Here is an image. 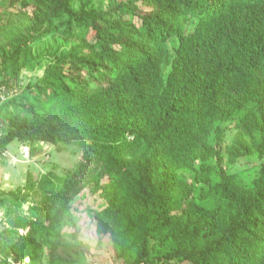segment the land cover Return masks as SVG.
Returning a JSON list of instances; mask_svg holds the SVG:
<instances>
[{
  "label": "trees",
  "instance_id": "trees-1",
  "mask_svg": "<svg viewBox=\"0 0 264 264\" xmlns=\"http://www.w3.org/2000/svg\"><path fill=\"white\" fill-rule=\"evenodd\" d=\"M7 3L23 34L0 51V151L74 145L76 160L9 191L27 214L7 215L0 264H95L82 235L58 252L87 186L115 190L95 222L100 238L117 221L133 236L121 261L141 240L133 264H264V164L243 183L224 160L226 129H254L264 149V0ZM56 34L21 89L9 69Z\"/></svg>",
  "mask_w": 264,
  "mask_h": 264
},
{
  "label": "rangeland",
  "instance_id": "rangeland-1",
  "mask_svg": "<svg viewBox=\"0 0 264 264\" xmlns=\"http://www.w3.org/2000/svg\"><path fill=\"white\" fill-rule=\"evenodd\" d=\"M8 0H0V51L13 45L14 36H17L16 32L23 34L21 27L23 24V18L21 16L16 17L17 13L10 10L8 7ZM99 8L105 6V0H98ZM24 17V16H23ZM32 25V24H30ZM33 27V25H32ZM32 30H28V34ZM13 36L11 37L10 36ZM55 43L45 42V39L32 45L31 56L24 54L20 57L17 66H13L9 69L11 73L15 69H19L18 85L23 89L26 85L34 83L43 75L44 63L46 59H39L41 67L39 69L30 70L29 65L35 63L36 59L32 53H42L46 48L52 46V48L61 45L63 43L62 36L55 35ZM73 42H69L66 47L61 49L60 52L65 51L70 47ZM4 75L0 74V81ZM2 92L0 87V93ZM1 102L6 101V98L0 94ZM8 130L7 124L0 131V138ZM226 144L228 148L224 154V160L226 161L225 171L227 174L236 175L238 181L248 183L255 177L259 176V170L262 164H264V149L263 152L257 150L256 143L259 141L256 132L251 128V131H246L244 128H239L236 131L225 130ZM75 148L74 145H49L45 144L36 153L31 154L27 147H24L21 143L15 141L11 143L5 151H0V231L4 227L7 215H25L27 214L26 207L17 208L18 204L8 195L9 191H13L18 187L26 184L29 175H32L35 179L43 174L53 171L55 174L60 175L68 168L74 165L75 156L71 150ZM86 195L84 197L78 196L74 203L71 213L65 216L67 220L68 230L64 229L61 235L62 246L58 251L60 254L74 250V237L76 235L84 236L85 240L89 241L91 245H94L93 249H90L89 254L95 261V264H133L137 253L140 251L141 240L137 242L135 250L126 254V258L119 260L120 252L128 247L133 241V236L124 241V226L122 222L115 223V227L112 230H107L103 238L97 233L96 228V210H102L106 206L108 199L105 196L108 193H114L113 186L110 190H94L93 188L86 187ZM101 194V196H100ZM120 195V192H118ZM119 199V197H118ZM220 204V202H217ZM126 243V244H125ZM95 255V256H94ZM28 260H24L27 262ZM45 261L43 262V264ZM12 264H23L22 262Z\"/></svg>",
  "mask_w": 264,
  "mask_h": 264
}]
</instances>
